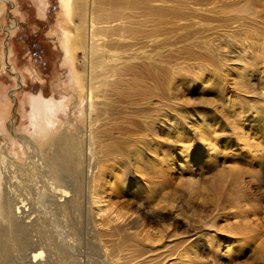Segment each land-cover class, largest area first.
Instances as JSON below:
<instances>
[{"label":"bare ground","instance_id":"6f19581e","mask_svg":"<svg viewBox=\"0 0 264 264\" xmlns=\"http://www.w3.org/2000/svg\"><path fill=\"white\" fill-rule=\"evenodd\" d=\"M7 1L12 2V0H3L4 3ZM214 1V8L224 12L226 17L231 18V20H233L232 16L235 15L236 10V16L241 15V18L242 15H251L250 20H253V22L250 21L251 24L258 20L259 15H264L263 0V3L257 0ZM45 2V0H39L43 10L46 6ZM199 3V0H61L62 13L66 21L63 45H61L65 49L67 59L75 63V60L80 58L82 62V71L76 70L71 81L76 90L75 93H77V101H84L81 117L86 119L87 126L82 129L81 136L77 135L78 132L77 134L64 132L65 134L59 135L56 130L61 124L57 115L60 106L56 105L54 99H43L41 96L34 95L31 99L32 106L30 105L31 124H29L33 126V132L30 136L18 133L21 128L16 126L17 119L13 120L14 137L12 136V143L15 142L14 146L23 148L24 153L22 152L21 157L9 152L2 153L0 144V264H228L246 252L245 246L248 240L255 237L256 231L254 229L258 226L264 228V220L255 216L259 207L255 189L260 186L262 181L260 180L261 177L259 182L256 180L257 182L254 183L256 186L253 189L251 187L252 182L245 178L246 170H243L244 167L238 164L237 160L241 159L243 165H247L250 159L255 158L256 154L260 155L261 158L264 157V131L260 136L257 135L260 117L257 118L258 115L255 113L249 114L250 109L247 111L243 108L242 100L239 95L237 97L236 92L242 91L240 93L248 94L251 90H255V86H253L255 82L251 81L247 74L249 66L251 64V66H255V64L248 60L252 59L254 62L257 54L264 55V34L262 35L264 21L262 16L258 20V22L263 21L262 23L259 22L263 25H259L262 27V31L255 30L253 34H250L251 41L243 44L244 49L240 48L236 51L239 59L243 58L242 61L244 62L242 64L239 62L241 64L240 69L238 68L241 71H238L240 74L231 78L237 87H234L235 94L233 92L230 95V104L228 102L226 105L227 113L233 117L232 124L228 125L230 140L222 142L217 140V135H213L218 124L221 123L214 115H212L214 118L208 121L206 130L189 134L184 129L182 131L177 130L174 135L172 134V142L179 146L177 151L168 149L165 144H163L165 148L161 147L157 138L153 139L154 150H151L153 148L150 147L148 139L150 136L148 131H152L154 128L151 127L150 115L148 112H144L145 107L143 105L147 106L150 103L149 97L152 90H149L151 84L146 76L151 78L153 76L152 67H155L153 65L154 59L151 58L152 55L150 56L151 43L153 42L151 26L154 25V20L167 18L168 21L171 13L176 11L184 12L183 9L191 8L200 11L202 9H200ZM218 3L226 4L229 8H221L217 5ZM257 3H262L261 8L263 9L261 10L263 12L260 10L261 14L256 9ZM236 20L235 18L233 21ZM170 21H168L169 25L176 20ZM177 23V25L180 24ZM11 24L6 27L8 28L7 32L12 29L9 31L10 33L8 32L9 36L17 27V23L14 21ZM251 27L253 26L249 28ZM249 30L246 35L250 33ZM257 32H261L263 39L256 41L260 37ZM257 35L259 36L257 37ZM232 40L234 41V39ZM160 41L158 40V42ZM156 44L159 45V43ZM214 45L209 46V48L206 47V53L214 56L215 61L220 59L219 63L223 65L225 58L222 55L224 54L222 52L216 53L217 48ZM159 48L157 49L159 50ZM8 49L10 50V48ZM226 65L224 64V66ZM9 67L7 68L9 69ZM220 77L222 78V76ZM17 82L18 86H22L24 78L17 77ZM222 82L225 83L226 80ZM166 92L169 93V96L172 95V91ZM128 99L133 100V102L144 101L141 108L131 107V112L135 116L132 115L133 120L128 122V125L125 123L127 126L123 127L122 125L123 129L121 128L122 130L126 127L127 129L130 128L129 131L135 129V132L140 129L144 133L143 138H139L140 142L137 141V146L135 145V148L131 149L132 152L129 153L131 159H126L128 156L123 154L122 150L116 155L120 148L118 149L119 146L116 147L117 142L110 141L112 139L107 137L110 135L111 129L117 127H107L110 118L117 111H121V114L125 111L123 109H126V106L122 108H118V106L120 104L126 105ZM260 99L264 100L263 93ZM260 99L258 103L261 106L264 101H260ZM223 100L226 102L224 98ZM68 101L65 100L63 103L68 104ZM61 102L60 104H62ZM139 103L141 104V102ZM6 106V97L0 95V132L9 137L5 119L7 115ZM255 108V105L251 106L252 110H256ZM139 110L143 111L142 116ZM212 110L214 109L212 108ZM258 111L263 117L264 108H259ZM126 113L124 112V114ZM126 115L128 116V114ZM204 116L205 113H200L198 122H204ZM139 120L144 124H140ZM246 121L248 122L247 126L244 125ZM120 125L121 123H119L118 128ZM108 126L112 127L115 124ZM24 128L27 129L28 127ZM134 131L133 133H135ZM111 133L114 134L112 131ZM119 135H123L122 132ZM110 137L112 136L110 135ZM113 140L117 141L118 139ZM118 142L121 143V141ZM218 142H220V147ZM142 145H144L143 148ZM237 155H240L241 158L236 160ZM149 156L151 160L145 163ZM257 157L259 158V156ZM133 158H135V162ZM160 163L166 174L167 172H176L179 178L180 176L184 178L182 176L187 174L182 183L187 184L188 188L192 190L200 189L197 187L202 183H199L196 174L204 173L203 169L225 172V178L220 179L222 185L231 181L230 188H226L227 190L224 191L226 192V204L221 205L224 200L220 201V198L216 196V194H219V197L223 196V192L222 195L220 192L217 193L221 190L216 189L217 187L214 189L216 192L214 199L215 197L218 198L217 202L221 203L218 205L217 202L213 201L216 203L215 205L221 206L224 212H222L221 220L223 226H220L221 233L224 234H221V238L216 237L217 229L212 230L218 227V222L214 219V217H218L216 216L217 210H214L216 206L213 204L206 210L210 214H206V216L197 214L199 222L204 225L200 230L185 233L174 232L175 234L169 235H174V239L172 237L171 240H165L166 235H168L166 232H155L154 229L150 228L147 218L148 211L134 208V204L132 205L131 201H134L135 198L134 180L125 176L124 171L127 168L125 166L128 165L133 168V172L139 173L137 181L151 190L152 196L150 197H152L153 205L163 210L172 203H170L172 201L170 200V192L172 193V191H169V186L163 182L166 175L158 170L157 167ZM252 168L254 167L252 166ZM250 170L252 169L250 168ZM248 172L250 173L249 170ZM253 172L251 176L257 178L259 174L256 176L257 174ZM145 176L147 179L144 178ZM219 185L216 186L223 189L224 186ZM249 201L252 202L249 203ZM170 208H174V218L177 219L181 209L176 213L178 211L176 207ZM220 212L219 214H221ZM250 212L254 218L251 217ZM260 216L264 219V211L263 216L261 214ZM257 235L258 233H256ZM253 242L255 241L253 240ZM261 244H264V241L257 245Z\"/></svg>","mask_w":264,"mask_h":264},{"label":"rangeland","instance_id":"374dc122","mask_svg":"<svg viewBox=\"0 0 264 264\" xmlns=\"http://www.w3.org/2000/svg\"><path fill=\"white\" fill-rule=\"evenodd\" d=\"M45 1H46L45 2L46 6L43 10L40 7L39 0H12V2L7 1L6 3H4L3 0H0V95H3L7 99V106H6L7 115L5 119H6V126H7V130L9 134L7 133L6 134L8 136L10 135L9 137H7L3 132H0V144H1L2 153L9 152L10 154L11 153L14 155L17 154L16 155L17 157L23 154L24 151H22L23 148L21 149L18 146H14L13 144H15V142L12 143L13 142L12 136L14 137L13 131H12L13 120L17 119V121L15 122L16 126L21 128L20 130H18V133L30 136L31 132H33V126L30 125L31 124L30 122L31 121L30 119L31 110L30 109L32 106L31 99L33 95L41 96L43 99H46V98H51L52 100L54 99L56 100V105L60 106V108L59 107L58 108L59 110L60 109L61 110L60 111L58 110L59 114L57 115H58V119L61 122V124L60 126H58L59 129L57 127L58 130H56L59 135L65 134V133H69V134L76 133L77 134L78 132L77 135L81 136L82 131H83L82 129L87 126L86 119L81 117V111L84 109L83 107L84 101H81V102L77 101L78 100V98H76L77 93H75L76 90L74 89V86L72 85V81H71L72 76L76 72V70L79 72L82 71V67H81L82 62L80 61V58L76 59L75 63L67 59L65 49L62 48L66 21L64 20V15L62 13L63 10H62V5H61V0H45ZM199 1H200L199 4L201 5L200 9L202 10L197 11L196 8H191V9H183L184 12L176 11V12L171 13L170 17H168V21L170 20L172 21V19H175L176 23L173 22V23H170L171 25H169V22L166 20L167 19L166 18L165 20H154V25L151 26L152 27L151 28V38L153 41L151 43V46L154 47L155 49H153L152 47L150 48V56L152 55L151 58L154 59L153 65L155 67H152V70H151L153 76H151V74H150L151 78L146 76L147 80H149L151 84V85L149 84L150 85L149 90L150 89L152 90L150 91L151 95L149 97L150 103L147 105L148 107L143 105L145 107L144 112L145 113L148 112L150 115V124H152L151 127L152 129L154 128L152 131L150 130L148 131L150 135L148 138L149 144H150V147L153 148L151 150H154V146L152 144L154 143L153 139L157 138L160 141L161 147H164L163 144H165L168 149L172 151H177L179 146H177L176 143L172 142L173 140V138H171L172 134L174 135V133H176L177 130L182 131L184 129H186V133H189V134L197 133L196 131L206 130L208 121L214 118L212 115L217 117V119H219V122H221L220 124H218V126L213 132L214 136L217 135L218 137L217 140L226 142L230 140L231 138V135L229 134L230 130H229L228 125L232 124L233 117L230 116L229 113H227L228 108L226 107V105L230 104L231 102L230 95L233 92L235 94L234 87L235 88L237 87V84H233L232 82L233 80L231 78L236 77V75L240 74L239 72L241 71L239 70L240 69L239 66L244 62L242 61L243 58L239 59V56L236 54V51H238L240 48L244 49L243 44H246V42L251 41L250 39L252 37L250 36V34H253L255 30L262 31L261 26L263 25L260 23L264 21V15L261 14V12H263L261 9H263L264 6L263 8H261V5L263 2L262 0H257V1L262 2L260 4L257 3V5L255 6L259 12L261 10L260 14L262 16L263 21L261 22L259 21L260 23L258 22L259 18L261 19V16L259 15V17L257 18L258 20L256 19L257 21L256 22L254 21L255 23L251 24L253 22V20H250L252 17L251 15H250L251 17L249 15H245V16L242 15V18H241V15L236 16L237 14V10H236L235 15H234L235 17L232 16V19L234 20L236 18L237 20L233 21L231 20V18L230 19L227 18L224 12H221L218 9L214 8L215 6L214 0H199ZM217 5L221 8H225V9L229 8L226 4L218 3ZM206 7L208 8L207 10L205 9ZM209 8L212 9L213 11L215 9V12H213ZM216 10L218 11L216 12ZM13 21L17 23V27L13 29L14 31L12 32V35L9 36L8 32L11 31L12 29H10L7 32L6 30L8 28L6 27L12 25L11 23ZM243 21L245 24L243 23ZM250 21L252 22L250 23ZM177 22H179L180 24L177 25L178 24ZM248 23H250V25H248ZM259 25L261 26L259 27ZM248 26L249 27L253 26V27L249 28ZM248 30L250 31V33L246 35V33H248ZM258 34H260V37H258L259 35H257L259 39L256 41H259L264 38V35H263L264 32H262L263 38H262L261 32ZM227 38L228 40H226ZM170 39L173 41H171ZM232 39H234V41ZM158 40L159 41L161 40L160 42L163 45L160 42H158ZM170 42L171 44H169ZM156 43H159V45ZM164 43H168V44H164ZM229 44L230 46L231 45L233 46L230 47ZM208 45L210 47L211 45H214V47L217 48L216 53L222 52L224 54L222 55V57L224 56L223 57L225 58L224 64L225 65L227 64L226 65L227 67L224 66V64L221 65L219 63L221 61L220 59H218V61H215L216 58L214 56L206 53V49L209 48ZM8 48H10V50ZM157 48H159V50ZM151 50H152V54H151ZM261 56L264 57V55L262 54L260 55L257 54L256 58L254 59V62H252V59H251L252 57L249 58L251 60H248V61H251V63L255 64V66H251L252 65L251 64L247 71L248 78L251 79V81L255 82L253 85L255 86L254 87L255 90L253 91L251 90V92H249L248 94L240 93L242 91H239L238 93L236 92L237 97L239 95L240 99L242 100L241 102L243 103L242 105L244 106L243 108L247 109V111L248 109H250V112H248L249 114L253 115L255 113V115L256 114L258 115L257 118L260 117L258 119L259 125L257 128L258 130L257 135L259 136L264 133V132L262 133V131H264V115L262 117V115L258 111L259 108H264V103L261 105L262 107L258 103V100L261 98L262 93L264 94V86H263L264 84V72H263L264 71V58H262ZM257 62L258 64L260 63V65H258ZM6 65L7 67L10 66L9 69L6 67ZM164 69L166 70L164 71ZM193 71H194V74H193ZM13 72H16V73H13ZM167 73L169 74L170 77L168 76ZM176 76H178L179 78ZM219 76H222V78L221 77L219 78ZM17 77L24 78V83L22 86L20 85L18 86ZM168 80H169V83L171 84L168 83ZM221 80L222 81L226 80V82L223 83ZM168 89H172V90H168ZM260 89H261V92L259 93ZM166 91H170V92L172 91L171 92L172 95L169 96L168 95L169 93ZM223 98L225 99L226 102H224ZM67 99L68 100L70 99L71 101L70 100L68 101ZM138 99H139V96H138ZM65 100L68 101L69 103L68 104L63 103ZM260 101H264V100L260 99ZM60 102L63 105L60 104ZM127 102L128 103L126 105L120 104L118 106V108L120 107L122 108L126 106V109H123L125 111L122 110L123 115L120 113L121 111H117L114 114L117 117L115 118V116L113 115L112 118H110V121L112 119L113 120L111 121V123L109 121L108 125L115 124V126L111 127L107 125V127L109 128H113L117 126L116 129H111L113 133L116 130L114 133L116 136L114 134L112 135L110 131V135L112 137H110V135H107V137L112 139L110 141L117 142L116 147L119 146L118 149L119 148L120 149L117 151L118 153H116V155L119 154V151L120 152L123 151V154H126L128 156V158L126 157V159H131V154L129 153L132 152L131 149H133V147L135 148V145L137 146L138 142H140L139 138H143L144 133H143V130H140V129L136 130V132L134 131L135 130L134 129L133 131L135 133H133L132 130L129 131L130 128L127 129V127L124 130L122 129L123 127L127 126L128 122L130 123L133 120V117L135 116L131 112V107L137 106L141 108L144 101H139L141 102L140 104L139 102H135V101L133 102V100L128 99ZM252 105L256 106L255 108L256 110L251 109ZM127 106L130 110L127 108ZM212 108L214 110H212ZM124 112L125 113L128 112L126 114H128V116L129 115L131 116L128 117L126 114H124ZM139 112L142 116L143 111L139 110ZM116 113H118L119 115H117ZM200 113L201 114L205 113V116L203 117L204 122L202 123L198 122L199 121L198 115ZM207 116L209 117L207 118ZM124 118L127 119V120L125 119L127 122L124 120ZM139 119H141V117ZM113 121L114 123H112ZM118 122L121 123L120 125L121 127L119 126L120 129L122 128L121 130H118L119 129ZM125 123H127V125ZM139 123L144 124L141 120H139ZM247 123L248 122L246 121L244 125L247 126ZM131 126H128V127H131ZM24 127H28V128L26 129ZM210 130L213 131V129H210ZM121 132L123 134L121 135L122 137L119 135L121 134ZM117 135L119 136L117 137ZM166 135H168L169 137ZM107 137H105V139ZM113 139L115 140L118 139V140L114 141ZM107 140L109 139L107 138ZM118 141H121L122 144ZM167 144L170 146H168ZM218 145L220 147V142H218ZM143 146L144 145H142V148ZM257 156H259V158ZM149 158L150 156L147 157L146 159L147 161L145 160V163L151 160V158L150 159ZM237 158H241V156L237 155L235 159L237 160ZM133 159L135 162V158ZM254 159H250V161L248 162L249 165L248 163L247 165H243L244 163L241 161V159H239L240 162L237 160V163L241 164L244 167L243 169L244 171L246 170L245 172L247 174L245 173V178L248 181L252 182L251 187L253 189H255V186H256L254 183H256L257 181L259 182L260 180L262 181L260 182V186L257 189H255V195L257 196V201L259 202L258 204L259 207L256 210L257 215L255 214V216L264 220L260 216V214L263 216V211H264V163H263L264 157L261 158L260 155L256 154ZM252 160H253V163H252ZM256 163H259V164H256ZM252 166L254 168H252ZM125 167L128 168V169L126 168V170L124 171V173L126 174L125 176L132 178L134 180L133 188L135 192L134 194L135 198H134V201H131L132 205L134 204V208L136 207V208H139L140 210L148 211L147 218H148L149 226H151L150 228L152 230L154 229L155 232H158V231L166 232L168 235H166L165 240H171L172 237H173L172 239H174L175 237L174 235L169 236L171 234H175L174 232L185 233V232H193V231L202 229L204 225L199 222L197 218V214H201L203 216H206V214H210V212L206 210H208L207 208L215 205L216 203H214L213 201L217 202L218 198H220L219 199L220 201L224 200L222 201V203L220 202L221 205L223 204L224 206L226 204L225 203L226 202L225 201L226 192L224 191L227 190L226 188H230L231 186L230 184L231 181H228L229 183H226V185L225 183L223 185L221 183L220 179L225 178L224 176L225 172H216L214 170L206 171L207 169H203L202 171H204V173H202L201 175L196 174V176H198L196 178H198L199 183H202L197 188H200L201 190L200 189L196 190V188L192 190L188 188L187 184L182 183L183 179L186 178L187 174H184L182 176L184 178H181V176L179 178L176 175L177 174L176 172H173V173L167 172L166 174V172L163 171L164 167L160 163V165L158 164L157 168L159 171L162 172V174L164 172V175H166V178L164 179L163 182H165L169 186V189H170L169 191H172V193L170 192V200H172L170 201V203L171 202L173 203V204L171 203L167 205L168 208L166 206V208H164L165 210L164 209L162 210L158 208L157 206L153 205L154 203H152V200H151L152 197H150L152 196L151 190H149L148 188H145L146 186L143 183L137 181V175L139 176V173L133 172L132 170L133 168L128 165ZM161 167H162V170H161ZM250 168L252 170H250ZM248 170L250 171V173L248 172ZM252 171H254L257 174L256 176H258V174L259 176L257 178L256 177L254 178L253 176H251ZM200 176H201V179H199ZM260 177L261 178L263 177V178L261 179ZM144 178L147 179L146 176ZM170 182L173 184L171 185ZM218 184H220L219 186H222V187L224 186L223 189L221 187L219 188L218 186H216ZM170 186L173 190L170 188ZM215 188L219 190L221 189L220 191H217V190L216 191L217 193L220 192V194L223 192L222 193L223 198L221 196L219 197V194H216L214 190ZM189 193H190V196H189ZM147 194L149 197L147 196ZM215 194L218 197V198L215 197L216 200L214 199ZM251 202L252 201H249V203ZM220 203H218V205H220ZM172 206L177 208L178 211L176 213H178L181 209L177 219L174 218L175 217V215L173 214L174 208H170ZM180 206L181 208H179ZM215 206L217 207V209L215 207L214 210H217L216 216L218 217L217 218L214 217V219L219 224L217 223L218 227H215L212 230L217 229L218 232L216 233L217 234L216 237L221 238L222 237L221 234H224V233H221L222 229H220V226L221 227L223 226L222 225L223 221L221 220H222V215L224 212L222 211L221 206H217V205ZM218 211L221 214H219ZM250 215L251 217L254 218V215H252L251 212H250ZM260 227L258 226L257 228L259 229L257 228L256 229L257 230L261 229L264 231V228L262 226ZM256 229H254L256 231L254 236L257 239L253 237L251 238L252 240H248V243L245 246L246 252L243 255L239 256L238 258L233 259V262L231 261V263H228V264H233V263L234 264H264V244L257 245L260 242L262 243L264 241V238H263L264 234L262 235V233L264 232L263 231L258 232ZM256 233L260 235L256 236ZM258 239L259 240L261 239L260 242ZM253 240L255 242L257 241L258 243L256 242L257 243L256 244L255 242H253ZM249 244L251 246H248ZM171 245L174 246L173 243H171Z\"/></svg>","mask_w":264,"mask_h":264},{"label":"crops","instance_id":"0c3cea01","mask_svg":"<svg viewBox=\"0 0 264 264\" xmlns=\"http://www.w3.org/2000/svg\"><path fill=\"white\" fill-rule=\"evenodd\" d=\"M4 9V8H3Z\"/></svg>","mask_w":264,"mask_h":264}]
</instances>
